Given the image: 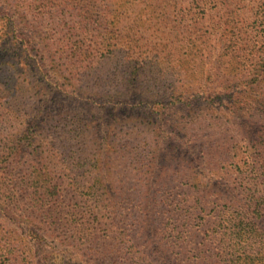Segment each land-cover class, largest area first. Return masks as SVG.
<instances>
[{
	"label": "rangeland",
	"instance_id": "obj_1",
	"mask_svg": "<svg viewBox=\"0 0 264 264\" xmlns=\"http://www.w3.org/2000/svg\"><path fill=\"white\" fill-rule=\"evenodd\" d=\"M49 1L0 3V20L6 15L12 22L11 40L0 37V264L7 263L13 245L20 254L23 248L29 252L31 264L183 263L186 252L167 239L172 227L175 236L195 231L183 195L194 194L217 211L225 203L238 204L237 174L218 168V146L236 147L230 155L241 165L254 136L263 139L264 126L255 124L259 110L253 111L252 103L232 107L227 96L179 88L145 109L123 103L95 85L119 76L111 70L118 52L104 60L108 55L91 43L88 32L94 23L84 27L83 21H105L120 37L133 35L146 52L147 66L155 62L157 45L164 44L175 49L168 68L179 56L182 65L202 70L206 57L204 68L213 74L225 63L215 57L229 50L205 38L223 14L241 28L244 48L264 58V0L228 1L220 13L210 5L214 0H98L99 14L91 17L49 14ZM24 3L33 11L26 12ZM194 27L203 37L198 46L185 39ZM78 49L85 52L82 61L70 65ZM88 55L97 56V64L84 70ZM244 58L248 68L245 61L252 57ZM254 65L248 69L259 68ZM254 76L238 75L235 90H246V80L262 91ZM147 92L135 96L141 100ZM32 122L37 126L33 143L20 140L19 147L17 138ZM208 142L215 145L203 153L200 144ZM49 184L56 185L52 193L46 192ZM34 234L41 240L33 241ZM258 249L256 257L264 258V249Z\"/></svg>",
	"mask_w": 264,
	"mask_h": 264
},
{
	"label": "trees",
	"instance_id": "obj_2",
	"mask_svg": "<svg viewBox=\"0 0 264 264\" xmlns=\"http://www.w3.org/2000/svg\"><path fill=\"white\" fill-rule=\"evenodd\" d=\"M2 1L4 0H0V3ZM5 1L7 2V0ZM69 1L71 0H50L46 8L52 9L53 12L49 14L54 13L59 16L73 12H76V15L79 16L89 17L99 14L97 13L98 0H73L72 4ZM228 1L241 2V0H214L210 2V5L212 4L214 10H218L220 13L228 9L226 4ZM31 5V3H24V10L26 12L33 11L31 10ZM105 7L106 11H110L111 6L108 2ZM229 15H232V13H229ZM0 21L1 41L8 43L11 40L12 22L6 15ZM234 21V18H228L227 14L221 15L219 23H216L212 28L213 33L205 38L206 41L210 42L211 38H213V41L217 42L221 51L229 50L226 53L221 52L215 57L216 63H220V65L221 63H225L221 70H217L218 72H213V74L210 70L204 68L206 57L200 61L202 70L199 69V66L182 65L179 62V56H175L176 62L174 63H177L176 66L168 68L169 61L173 57L170 53L171 51H175V49H170L164 44L157 45L154 56L155 62L152 66H147L146 52L143 50V46L138 45L133 39V35L120 37L109 29L108 23L105 21H83L84 27L94 23L92 29H88V32L90 33V37L94 39V42L91 43L104 48H101L102 51H105V54L108 55V57H104V60L114 57L115 52H118L116 61L113 63L114 67L111 70L118 72L119 76L114 77L113 75H109L108 70L109 78L106 76L103 81H97L95 85L102 87L104 91L107 89V94L116 95L123 100V103H137L142 109L151 104H160L165 98L173 94L174 88L185 89L186 91L196 92V94L199 92L203 94H219L222 97L227 96L230 102H232L229 103L232 107L239 106L241 109L243 107L251 108L252 106L248 103H252L254 106L253 111L259 110L255 124L264 126V92L262 93L264 91V58L261 57L260 52H252L249 48H244V45L240 43L242 42L241 28L235 29L233 25ZM192 31L186 32L185 39L187 43L193 46L201 45V39H203L202 33H199L197 27H194ZM193 35H195V39H193ZM121 40L130 44L119 45V41ZM22 41L27 43L24 38ZM239 43L242 48L237 47ZM1 48L0 44V50ZM69 50L74 52L75 48L70 47ZM138 50L139 53L136 54L135 51ZM218 50L216 51L218 52ZM130 51L132 52L130 53ZM84 53L83 49H78L72 57L75 60H72L73 63L70 65L80 64L82 61L80 59L82 58L79 56ZM186 56L187 54L185 53ZM245 56L252 57L250 61H245L248 62V68L253 63H255L254 66L259 68L248 69L242 63V60H246ZM96 57L94 55L86 56L84 62L81 64L84 67L83 69L88 70L91 66L97 64ZM109 59L107 62L110 61ZM190 63L191 60H189V65ZM220 65H218V69ZM250 72L255 74L252 81L255 82L256 86H261L262 91L257 87L253 88L252 85L254 84L247 83L246 80H243V83H245L243 86L246 90H235L237 87L235 81L237 76L242 74L243 78H245ZM246 73L248 74L246 75ZM167 81L173 82L166 86L164 83ZM171 85L172 87H169ZM257 89L259 92L255 93ZM146 90H150V92H147L149 95L146 98L140 100L138 96H135L144 93ZM248 91L255 96L252 98L247 97L246 92ZM233 95L236 96L235 100H233ZM31 124V127L23 131L21 136L17 138L19 147L24 145V143L22 145L19 143L20 140H24L28 144L33 143L34 132L37 126L34 125V122ZM262 133L264 131L260 129L259 134L263 138L262 140L256 141V136H254L252 144L247 146H252V148L240 160L242 166L239 163H235L234 154L230 155V152L233 149L236 150V147L229 149L225 148L224 144L218 146V168L220 170H227L229 168L230 172L235 171L234 174H237L235 176V190L237 191L238 204L225 203L221 206L222 209H218L217 211L215 210L216 208L207 209L205 206L207 202H203L200 197L194 198V194L183 195L182 202L185 205L189 204L185 211L186 214L194 216L196 223L194 225L195 231L192 236L190 232L186 231L184 237L181 236V232H178L175 236L177 231L175 227H172L167 232L168 242L180 250L182 248V251L186 252V258L181 264H264V258L256 257L257 251L259 253L258 247L260 246L264 249V136H262ZM11 142L12 150H15L13 148L15 147L13 140ZM214 145L209 142L201 143L200 148L203 153H207ZM245 184L252 186L253 189L246 188ZM55 188V184L54 186L49 184L46 192L52 193V190ZM52 195L56 197V192L54 191ZM218 206V204L215 205V207ZM224 212L226 213L223 214ZM231 212L235 213V218L228 216V213ZM31 239L38 242L41 240V237L34 234V237ZM28 242L30 243V241ZM18 249V245L11 246L9 249L11 256L8 258L6 264H18V258L22 259L19 263L31 264L29 262V252L23 248L25 252L20 254V250ZM242 254H245V256H242Z\"/></svg>",
	"mask_w": 264,
	"mask_h": 264
}]
</instances>
